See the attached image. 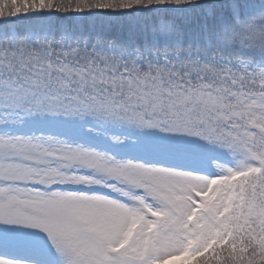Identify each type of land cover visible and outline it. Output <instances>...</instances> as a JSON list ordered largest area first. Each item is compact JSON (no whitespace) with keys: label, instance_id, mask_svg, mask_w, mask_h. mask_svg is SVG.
I'll use <instances>...</instances> for the list:
<instances>
[{"label":"rangeland","instance_id":"374dc122","mask_svg":"<svg viewBox=\"0 0 264 264\" xmlns=\"http://www.w3.org/2000/svg\"><path fill=\"white\" fill-rule=\"evenodd\" d=\"M255 10L238 26L251 41L264 32V5ZM16 45L0 50L1 72L74 78L92 93L106 75L129 83L115 62L168 68L181 60L180 52L127 53L66 38L56 46L29 38L36 55L28 57ZM189 60L212 63L232 84L167 99L135 71L121 105L131 134L114 124L91 128L49 92L28 97L0 84V264H198L231 243L245 204L243 154L259 156L264 176V68L220 56ZM67 61L78 69L63 68ZM259 219L264 240L263 207Z\"/></svg>","mask_w":264,"mask_h":264},{"label":"trees","instance_id":"16d2710c","mask_svg":"<svg viewBox=\"0 0 264 264\" xmlns=\"http://www.w3.org/2000/svg\"><path fill=\"white\" fill-rule=\"evenodd\" d=\"M263 5L264 0H0V50L12 51L15 44L22 45L17 51L28 57L36 55L25 45L29 38H49L54 46L66 38L127 53L148 50L181 54L180 62L168 68L156 67L151 61L141 65L115 62L121 76L123 69L130 73L128 80L122 78L129 83L112 84L106 75L108 81L99 83L93 93L74 78L41 79L20 72L18 67L6 73L0 71V84L8 85L12 94L27 92L28 97L31 94L40 98V93L49 92L64 110L83 113L92 127L114 124L127 134L133 132V124L126 122V108L121 105L127 102V87L137 84L130 81L135 74L144 81L150 78L153 87L168 99L173 93L194 90L201 84L215 89H228L232 84L230 76L212 63L194 62L189 57L220 56L264 67V32L254 41L238 33V26L251 21L258 14L255 9ZM62 66L78 69L72 61ZM112 103L115 106L111 107ZM248 158L249 167L258 166L259 156L249 154ZM245 183V204L236 219L231 243L209 252L198 264H264V240L258 236L264 176L257 172Z\"/></svg>","mask_w":264,"mask_h":264}]
</instances>
